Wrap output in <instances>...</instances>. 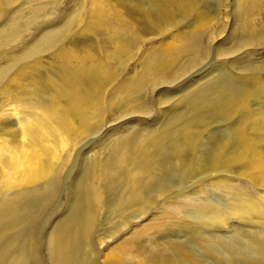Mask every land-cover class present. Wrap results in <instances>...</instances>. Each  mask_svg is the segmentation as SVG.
Instances as JSON below:
<instances>
[{
    "label": "bare ground",
    "instance_id": "6f19581e",
    "mask_svg": "<svg viewBox=\"0 0 264 264\" xmlns=\"http://www.w3.org/2000/svg\"><path fill=\"white\" fill-rule=\"evenodd\" d=\"M20 1L21 0H0V12L3 9V6H5L4 2H6L7 4L10 3V5L14 6ZM153 1L158 4V5L155 4L156 9L159 6L158 10L160 12L159 13L156 12V14L158 13L157 15H155V13L154 15H152V12H150L151 15L145 13L142 15L139 14L138 7L141 6H139V3L138 5L136 4L137 0H77L75 2L76 9L73 8V10L70 13H72V15L77 17L78 25L83 24V26H81L79 36L80 35L82 36L84 34L83 37L86 35L85 38L87 40L88 34L103 32L104 35L107 36V37L104 36L107 38L104 39V41L107 42V45L105 46L103 45L102 47H99L98 44L97 46L95 45V47H88L86 45H82V47H80L74 44L76 43L74 40V42L69 43V45L66 44V46L63 47V49L60 47L61 50L60 51L57 50L59 52L53 55L55 57V61L59 62L63 66L62 72L60 73L61 78L59 81L56 80L53 81L52 80L53 78L48 81H45L46 79H42L41 81L40 80L41 77L39 78V76H37V67H36V65L38 64L37 60L34 61V57L31 58V56L26 52L24 54H28V56L31 59H33L34 62L32 61L30 64L25 63L26 64L25 66L23 64V67L17 69L15 73H13L15 69L13 71L11 70L13 75L9 78V80H7V83L5 82L6 84L5 86H1L2 88L0 87L1 88L0 89V264H16V263L19 264V261L21 262V258L24 257L25 255V254L23 255V253H25L26 251L22 253L21 250L12 249V247H14L15 245L14 243L17 242L18 236L25 233L19 235L18 230L17 231H13V230L14 229L16 230L17 227L21 229L22 225H24L25 228L27 226L29 227L27 221L29 220L30 217L28 216V213H30L29 215H31L36 210V208H39V206L43 204L46 200L45 198H43L38 202H33L32 199L38 196L37 194H41L42 191L50 187L49 186L47 188L49 184L51 185V183L54 182V180L52 182L51 180L55 175H57L56 173L61 169L63 164H65L64 162H66V164L67 162H71L66 160H68L69 154L76 146V144L80 142L79 140L83 138L87 133L89 134L90 131L91 133L94 131H100L98 130L99 124L101 122V121L99 122L100 119L99 117H101L102 115L100 109H103L105 106L106 107L105 111L107 112V110H109L110 112L114 113V115H121V114L128 115L130 113L136 112V110L142 111L143 110L142 104L136 102V93L139 92L137 91V89L140 86H143V84L146 85L147 83H149V81H154L153 83H156V80L159 79L163 80L164 77L168 79L170 78L171 80V77H173L174 74H167L166 72L169 71L167 70V68L171 67L172 65H175L177 60H181V58L193 55L191 53L194 52H191V50L194 51V48L196 46L195 41L197 40L195 38L199 36L202 32H204L207 26L210 25L212 26V24H215L213 22H215V20L218 19L215 18L214 20L211 16L210 17L207 15L205 16L204 14L205 12L203 13L200 10V13H197L198 14L197 18H195V20L191 18L194 22H192L191 24L189 23L190 25L189 26L187 25L185 30H182V27L180 30L179 28L178 30H173L175 25L180 22L179 19L180 17H182V15H184L183 18L185 19L186 17L185 14H187V16H190V12H192L197 7V5H201V4L197 3L198 0H153ZM138 2L140 1L138 0ZM154 2L151 3L153 4ZM48 3H50V0H27L26 2L24 0L21 3V5L18 4L21 7L28 10V11L24 10L25 16L22 17L25 20V23H28L33 18L32 13L37 12L38 10L37 8H39V6L41 8L44 7L43 5L45 4L47 5ZM24 4H26V6H24ZM145 4L148 5L149 3L146 2ZM233 5L237 11V16L239 21V26H238L239 28L235 26L236 28H234V31L232 29L233 31L232 34L233 36L235 35V39L237 38V43L233 49H232L233 46L231 44V47L227 48L226 52L224 53L230 52L231 49L234 52L235 50L238 51L240 49V52L244 51L249 53L255 47V46L253 47L254 44H257L258 45L257 47H259L264 43V0H233ZM50 6L52 5L50 4L49 7ZM202 6L203 5H201V7ZM5 9L9 10L8 8ZM5 9L3 11H5ZM49 9L51 10V8ZM142 11L143 10H141L140 13ZM2 13L4 14L5 12ZM21 13H23V9L21 8L17 9L15 11L14 17L10 18L9 21L6 22L5 24L0 25V42L4 41V45L16 40L15 38L17 36V29H18L16 26V22H17L16 18L18 19L22 15ZM43 15L44 14H42V16ZM72 15L70 17H72ZM227 20L229 19L228 18L225 19V25H223V27H221L222 24L218 26V24L220 23L218 21L219 23H217V27H215L216 26L215 25L214 26L215 28L212 27L213 29H210L209 36L207 37L209 43H214L217 37L219 38L224 35L223 33L226 29L225 27L227 26L226 24ZM211 21L213 22L209 25ZM75 22L74 24L76 25ZM70 23L68 22L65 25H67L68 27ZM180 23L178 25H180ZM18 24L19 23H17V25ZM223 24H224V19H223ZM73 27L74 26L72 25V28ZM56 30L58 29L56 28ZM73 30L75 31L77 30V28H74ZM51 31L54 32V30ZM49 34L51 36V33ZM59 34L63 35V33L62 34L59 33ZM164 34H167L168 36L167 35L163 36L162 37L163 40L160 39L161 42H159L156 47L151 48L152 51L151 50L148 51L147 49L143 50L141 48V45L144 43L146 39L149 40L151 37H155V36L158 37L159 35L162 36ZM70 35L68 37H70ZM59 36L57 35V37ZM63 36L66 37V35ZM73 36H71V38H73ZM80 38L83 39L82 37ZM43 41L45 42V40ZM64 41H66V39ZM70 41L72 40L70 39ZM104 41L102 40V42ZM96 42L97 41H95V44ZM51 43L53 42L51 41ZM37 44L38 43H36V45ZM48 45H46V47ZM151 45L152 44H150V46ZM42 46L45 47V45L43 44ZM209 46L211 45L209 44ZM33 48L35 47L33 46ZM25 49L28 50V47H26ZM46 49H48V47ZM40 51L38 52L39 54L42 53L43 50ZM52 53L54 52L52 51ZM39 54L37 55V57L42 56L41 54H40L41 56ZM16 55L17 54H15L14 57H11V55L9 56L11 57L10 61L14 62L13 64L17 63L16 61H18L21 58V56H16ZM28 56L24 55L23 57L25 58H21V59L27 60L26 57ZM47 56H43V57H47ZM37 57L35 56V58ZM134 59H136L135 66L138 65V70L137 69L135 70V68H133V70L130 71V74L128 75V79H125V81L118 83V81L121 79V77H119L120 79L116 81L118 70L132 63ZM188 62H190V60ZM6 63H8V61ZM180 64L181 66L184 65L183 60L181 61ZM9 67L4 69H7L8 71ZM248 67L249 66H247V68ZM56 69H59V67ZM182 69L183 68H181V70ZM250 69H252V67H250ZM256 70L258 71V69ZM58 72H60V70ZM49 73L51 72L49 71ZM50 75H49L50 77L53 76L52 73ZM245 75L243 74V77ZM0 78H2L1 75ZM249 81L250 83H252L251 82L252 80ZM248 82L246 83L244 82L245 85L247 84L246 88L244 89L245 90L244 92L236 93L237 91H235L236 94L232 96L229 95L225 89L220 90L221 86L219 87L220 89L218 88L219 91L217 92L214 91L215 90L214 88L217 86L213 87L212 94L208 92L209 94H211L212 97H209V99L205 101V109H208L209 105H211L212 107L211 110L214 113H216V114L212 113V115L214 114L217 117H219L217 114L219 112L220 116H223L224 119L226 117L227 119L232 118L236 120V125H234L233 129H230L229 137L223 139L221 138L216 145L215 143L217 141H215L214 146L212 148L209 147L210 149H212L211 153H207V154H211V157L209 156L210 159H208V155H207V159L205 157L206 160L202 159V157L204 158L203 155L202 156L199 155L198 158L196 156V151L198 148L197 145L199 144L198 140L201 139V136L199 135L202 133V129L204 125L206 126L205 124L206 122L204 123V125H202L200 124L201 122L200 123L198 122L200 119L196 120V122L195 120L194 122L188 121L186 117L190 118L191 115L194 116L193 113L190 116L183 114L184 117L183 122H178L179 114L176 113L177 114L176 118L173 120L172 123H169L167 121L168 122L167 124H163V126H159V128L157 127L158 129H154L148 133H143L142 135H137L132 139L116 140L114 141V143L112 142L113 144L111 143L107 153L106 154L104 153L105 155L101 153L103 157H101L100 154L99 155L101 158L93 156L92 164L88 167L87 170H85V172H83V174H81V176L79 174L78 178H76L77 180L75 183L76 188L78 187L80 195H82L81 198L83 199V202L85 200V202H87L88 204L87 206L85 204L86 207H84L82 214L79 212L80 209L78 210V212L80 213V215H82V217H80L78 214L80 218H77L75 215L74 217H76L77 219L75 218L73 219V218H68L71 217L68 215L67 217L68 219H66V221L65 219L62 220L61 222L56 224V227L54 228L53 231L50 230L51 232L48 235L49 237L47 242L49 264H70L71 262H72L71 264H73L74 260L77 259L76 257H79L78 253H76L77 251L80 250V247L78 248V245L85 247L84 245L86 244L87 246L88 240L90 239V234H92L91 233L92 227L95 226V219L97 218L98 220L99 218L97 217V213L101 212L103 210V207L106 208L105 207L107 201L106 199L108 198L105 195H107L108 193H113L115 195V198L113 197L114 198L113 208L111 209L113 210L112 212L115 214L114 217L118 218L120 221L124 219V216L126 214H128L129 217L136 216L142 214L146 209V207H148V205L151 206L152 203L150 200L151 197L149 198L146 195V193L148 192V187L152 183L153 179L154 180L158 179L155 185V188H157L156 186L158 183L160 184V179L162 178L161 176L165 175V173L162 170V164L165 163L163 157L165 156L169 163V164L167 163L168 166L169 165L173 166L172 169L174 168V166H176L175 169H178L177 166L180 167V165H182V168H185L183 167V165L189 168L191 164L196 162L195 168L194 169L191 168L193 170L192 175H194L195 177L206 176L210 186L222 188L225 191V193L231 190L232 193L231 192L230 193L234 194L233 200H229L231 202L228 203L227 206L222 207V209H217L214 206H211L206 216L207 226L210 225L209 226L210 228L226 233V231L229 230L230 223L232 224V227H235V225L238 222H240L241 224L247 223L248 225H252L253 231H250L249 229V231H246V233H244L241 237H239L241 242L237 241V238L235 239V242L237 241L239 242V244H237L238 247L234 249V252L236 253L242 251L241 250L242 248L243 250L244 249L250 250L252 255H250V252L248 251L249 252L247 253L248 256L245 255L243 256L242 254L243 251H242L241 253H239V255L235 253V255L237 256L236 257L234 256L235 258L232 261L231 258L228 260V262L226 263L224 262V263L225 264H264V101L262 102V98L264 100V79L258 81L255 80V82H253V85L248 84ZM239 85H241V83ZM152 87H157V86H152ZM152 87H150V90ZM110 88H112L111 95L108 98V100H106L104 99V96L105 94H108L106 92H108V89ZM49 89L50 92H53V96L51 93L50 97H46L47 94L48 96L50 94ZM140 92H142V90H140ZM140 94L141 93H139V95ZM44 99H46L47 101H44ZM161 100H159L160 106L166 105L165 104L166 101L165 100L161 101ZM197 100L199 101V99ZM255 100L257 101L256 103L254 102ZM189 104H191L192 106L195 105L194 103L193 104L188 103V105ZM183 105L185 106V104ZM176 106L177 104L175 105L173 104V107L176 108ZM191 109L192 108H190V110ZM183 112H185V110ZM112 113L110 114L113 116ZM198 116H200L199 113ZM203 117L205 116L201 117L202 122L206 118H208L205 117L204 119ZM217 117L215 118L217 119ZM4 118L6 119L10 118L11 120L13 119L14 121H16L17 124L15 126L16 128L14 127V129L16 130H13V128L11 129L8 126L7 122H5L6 124L5 125L3 123ZM222 118L221 117L219 118L221 119L220 123L224 121ZM223 125L225 124L223 123ZM12 126H14V124ZM214 132L215 129L213 130V133ZM96 133L93 134L95 135ZM85 138L86 137H84V139ZM87 138H89L88 135ZM210 139L208 141H210ZM82 140L83 139H81V143H83ZM203 142L206 144V141L203 140ZM204 147L206 146L204 145ZM201 148L203 149L202 144H201ZM204 149L206 151V148ZM209 151L210 150L206 152ZM190 167H192V165ZM175 169H173V171ZM191 169H187V171ZM184 171L185 170L183 169L182 172ZM187 171H185V173ZM181 174L184 175L183 173ZM233 177H237L238 179L241 180L243 179V181L246 182L245 187L235 190L236 186L235 184H233L235 178L233 179ZM56 179L58 178L56 177ZM247 185L255 186L258 188V191L256 192L255 195L253 196L251 195V190L246 187ZM165 186L156 193L159 196V198L160 197L162 198V196L168 193V192L165 193L164 191ZM166 187L168 188V186ZM38 197L41 196L39 195ZM73 199L75 200V198ZM109 202H107V204ZM70 204L72 209L73 205L72 203ZM71 215L73 216L74 214L72 213ZM63 217L65 218L66 216ZM30 220L32 219L30 218ZM76 220H78V222ZM150 222L151 221H148V223ZM149 228L151 229V227ZM202 228L205 227L203 226ZM32 232L30 231L31 234ZM145 232L148 233V231ZM147 233L145 234L148 235ZM75 237H77V239L78 237L82 238L81 240L83 242L79 239L80 240L79 244H76ZM19 238H23V237H19ZM28 238H27V242H30L28 241L29 240ZM219 238L220 237L214 236L213 239H203V238L200 239L197 238L196 236L194 241L196 244L198 243V245H202L204 243L203 241L211 245V243L214 242L213 240H217ZM18 242H20V240ZM113 243L115 244V242ZM133 243L134 242H132L131 244ZM131 244L129 242L119 243L116 246H112L111 244L110 247H107V249L104 250L103 253H101L102 257L99 261L100 264H202L201 259L198 256H195L192 251L181 248L175 245V243H169L170 245H173V247H171L172 251L171 252L169 251L171 255L168 254V256L165 255L164 253L165 252L164 248L166 246L164 247L163 245L165 244L162 242H157L155 244L153 243L154 250L152 248L151 250L153 251L151 252H148L147 250L148 248L145 250L139 249L137 250L138 252L137 251L134 252L133 251L134 249L132 248ZM210 245L208 246L206 245L205 247H202L201 250L205 248V250L202 251H206L203 253L207 260L217 261V256H219L218 255L219 252L216 250V252H218L216 253L214 251L215 249L212 250L211 248L212 246L210 247ZM16 247L20 248L21 246L19 247V243H18ZM23 250L25 249L23 248ZM33 252H36V250H34ZM241 254L242 257L240 258ZM204 255L201 254V256ZM72 259L74 260L72 261ZM86 260L87 259H85L84 261ZM221 260L223 259L221 258ZM224 263L222 261L220 263L215 262L214 264H224Z\"/></svg>",
    "mask_w": 264,
    "mask_h": 264
},
{
    "label": "rangeland",
    "instance_id": "374dc122",
    "mask_svg": "<svg viewBox=\"0 0 264 264\" xmlns=\"http://www.w3.org/2000/svg\"><path fill=\"white\" fill-rule=\"evenodd\" d=\"M23 1L24 0H21L19 3L15 4L17 6H15V5L13 6V5H10V3L7 4L6 2H4L5 6H3V9L0 12V25H2V24H5L6 22H8L10 18L15 16V11L17 9H20V8L23 9V13H21L22 15L19 17L20 19L16 18V21H17L16 26L18 29H17V36L15 39L17 41L14 39L15 41H12V42L7 43L5 45H4V41L0 42L1 43L0 44V50L2 49L0 51V53H1L0 54V56H1L0 57V73H1L0 75L2 77V78H0L1 79L0 80V87L5 86L6 85L5 82L7 83V80H9V78L13 75V73H15L17 71V69L22 68L23 64H24V66L28 63L30 64L33 61V59H31L33 57H34V61L37 60V62H38V64L36 65L37 76H39V78L41 77L40 78L41 81H42V79H46L45 81H48L52 78H53L52 79L53 81H55V80L59 81L61 78L60 73L62 72L63 66L59 62L55 61V57L53 55L55 53L59 52L61 50V48L63 49V47H65L66 44L69 45V43L74 42V40L76 42L74 44L76 46H80V47H82V45H86L88 47H95V45L97 46V44L99 45V47H102L103 45L104 46L107 45V42L104 41V39H107L106 38L107 36L104 35L103 32L88 34L87 40L85 38L86 35L84 37H83L84 34L82 36L81 35L79 36L80 29H81V26H83V24L78 25L77 17L72 15V13H70L73 10V8L76 9L75 8V2L77 0H57V1L56 0H50V3H48L47 5L46 4L43 5L44 7L40 8V6H39V8L41 10L39 8H37L38 9L37 12L32 13L33 18L28 22L29 25H28V23H25V20L22 18L25 16L24 10H27V9L20 6ZM26 1L27 0H25V2ZM139 1L140 2H138V0H137V2H136L137 5L139 3V6H141V7H138L139 8V11H138L139 14L142 15L145 13V14L151 15L150 12H152V15H154V13H155V15H157L160 12L158 10L159 6L156 9L155 4H157V3L154 2L153 0L152 1L149 0L150 2L148 0H142V2H141V0H139ZM143 2H144V4L146 2L149 4L144 5ZM151 2H154V3L152 4ZM197 3L201 4L203 6L201 7V5H197V7L199 9L196 7L194 9L195 11L193 10L192 12H190V16H187V14H185V16L188 18L185 17V19H184L183 18L184 15H182V17H180L181 20L179 19V21L181 23L178 21L180 23V25H178L179 23H177L175 25V27L173 28V30H178V28L180 30L181 27H182V30H185L186 26L187 25L189 26L192 22H194L193 20H195V18H197V15H198L197 13H200V10L203 13L205 12L204 13L205 16L206 15L209 17L211 16L214 20H215V18H218L217 20H215V22H213L214 21L213 20L209 23V25L212 22L215 24H212V26L211 25L207 26L206 29L204 30V32H202L199 36H197L195 38L197 40V41H195L196 46L194 48V51L191 50V52H194V53H191L193 55L181 58V60H177L175 65H172L171 67L167 68V70L170 71V72L167 71L166 72L167 74H174V76L171 77V80H170V78L168 79V78L164 77L163 80H160V79L156 80V83H153L154 81H149V83H147L148 85L143 84V86H140L137 89V91H139V92L136 93V102L142 104V106H143L142 111L136 110V112L130 113L128 115L127 114L114 115V113L110 112L109 110H107V112H108V114H107V112L105 111L106 110L105 106L103 109H100V112L102 114L101 117H99L100 118L99 122L101 121L100 122L101 125L99 124L98 130H100V131H94L92 133L90 131L89 134L87 133L84 136V137H86L85 139H84V137L81 138V139H83L82 140L83 143H81V139H80L79 140L80 142H78L79 144L78 143L76 144V146L73 148V150L69 154L68 160H66V161H71L72 163L67 162V164H66V162H64L65 164H63L61 169L56 173L57 175L54 176L55 179L53 177V179L51 180V182L53 180H54V182H52L51 185L49 184L47 186V188L49 186L51 187V188L50 187L48 188L50 190L45 189L44 191H42L41 194H37L38 196L40 195L41 197L36 196V197H34V199H32L33 202H38L41 199L45 198L46 203L44 202L43 204H41L42 206L40 205L39 208H36V210L31 215H29L30 213H28V216L32 219V220H30V218H29V220L27 221L29 227L27 226L25 228L24 225H22L21 229H19L17 227L16 230L15 229L13 230V231L18 230L19 235L22 233H25V234L18 236L17 242L14 243L15 244L14 247H16L18 245V243H19V247L20 246L21 247L23 246V247L22 248L21 247L20 248L12 247V249L21 250L22 253L25 251L27 252V253L26 252L23 253V255L24 254L25 255H24V257L21 258V262L19 261V264H27V263L31 264L32 262H33L32 264H49L47 242H48V237H49L48 235L51 232L50 230L53 231L54 228L56 227V224L61 222L64 219L66 221V219H68V218L77 219V218L82 217V215H80V213L81 214L83 213L84 207H86L88 204L87 202H85V200L83 202V199L81 198L82 195H80L78 187L76 188V184H75L76 180H77L76 178H78L79 174L81 176V174H83V172H85V170H87L88 167L92 164L93 156H96L98 158L103 157V155H105L107 153L112 142L114 143V141L122 140V139H125V140L126 139H132L137 135H142L143 133H148L154 129H158L159 126H163V124H167L168 122L172 123L173 120L176 118V115H177L176 113L179 114L178 115V122L184 121L183 114L190 116L192 113L194 114V116L191 115L190 118L186 117L188 121L194 122V120H195V122H196V120L200 119L198 122L199 123L201 122L200 124H202V125H204V123L206 122L205 123L206 126L204 125V127L202 129V133L199 135V136H201V139L198 140L199 146L197 145L198 148L196 151L197 158L199 155H201V156L203 155L204 158L202 157V159L206 160L207 155H208V159H210L209 156L211 157V154H207V153H211L212 149H210V148H212L214 146L215 141H217L215 143V145H216L218 143V141H220L221 138L223 139V138L229 137L230 129H233L234 125H236V120L232 119V118H229L230 119L229 120L226 117L224 119L223 116H220L219 112L217 113L219 117H217L216 115H214L216 113H214L211 110V108H212L211 105H209V108H208L210 111L208 109H205V101L207 99H209V97H212L211 94H212V90H213L214 86H217L214 88L215 92L219 91V89L221 88L220 90L225 89L228 92V94L232 96V95H235L236 93H239V92L242 93L245 91L244 89L246 88L247 84L245 85L244 82L246 83L249 80H252L251 81L252 83H250V81H249L248 84L253 85V82H255V80L256 81L261 80V79L263 80L264 79V58H262V57H264V43L259 47H257L258 46L257 44H254L253 47L254 46L255 47L249 53L241 51L243 53L242 54L240 52V49L238 50L239 52L237 50H235V52L232 51V49L235 47V45L237 43V38L235 39V35L233 36L232 32L234 31V28H236V27L239 28L238 27L239 21H238L237 11L233 5V0H198ZM18 4H20V5H18ZM50 4L52 6L49 7ZM9 5H10V7H9ZM152 5H154V6H152ZM225 5H226V7H225ZM11 6H13V7H11ZM24 6H26V4H24ZM45 7H48V8H45ZM142 7H143V9H142ZM148 7H149V9H148ZM154 7H155V9H154ZM5 8H8L9 10H7ZM49 8H51V10ZM4 9H5V11H3ZM144 9H145V12H144ZM141 10H143L142 11L143 13L142 12L140 13ZM148 10H150V11H148ZM10 11H11V14H10ZM2 12H5V13L3 14ZM156 12H158V13L156 14ZM193 12H194V14H193ZM225 12H226V14H225ZM8 13H9V15H8ZM40 13H42L44 15L42 16V14H40ZM212 14H213V16H212ZM218 14L220 17L218 16ZM71 15H72V17H70ZM73 17H75V18H73ZM227 18L229 20H227V23H226L227 26L225 27L226 29L223 33L224 35L222 37H219V38L217 37V39L214 43H209L207 37L209 36L210 29H213L212 27H214L215 25H216L215 27H217V23H219V22L220 23L218 24V26L220 24H222L221 27H223V25H225V19H227ZM223 19H224V24H223ZM70 21H71V23H70ZM228 21H230V22H228ZM68 22L70 23V25H68V27H67V25H65V24ZM74 22L78 26H76L74 24ZM17 23H19V24L17 25ZM72 25L74 26L73 28H72ZM59 26H61V27H59ZM21 28H23V29H21ZM56 28L59 31L56 30ZM74 28H77V30H75L76 32L73 30ZM70 29H71V31H70ZM232 29H233V31H232ZM51 30H54V32ZM46 31L48 32V34ZM49 33H51V36L53 38L50 36ZM53 33H55V34H53ZM59 33H61V34L63 33V35H66V37H64L63 35H60ZM67 33H69V34H67ZM57 35L58 36L60 35L61 37L60 36L57 37ZM69 35H70V37H68ZM99 35H100V37H99ZM166 35L167 34H164L162 36L159 35L158 37L157 36L151 37L149 40L146 39L144 41V43L141 45V48L143 50L147 49L148 51L149 50L152 51L151 48L156 47L157 44L159 42H161V40H163L162 37L166 36ZM71 36H73V38H71ZM102 36H103V39H102ZM104 36H106V37H104ZM37 37L38 38L40 37V38L38 39ZM80 37H82L83 39H81ZM200 37H201V39H200ZM97 38L98 39L101 38V39L98 40ZM48 39H49V41L51 40L53 43H51V41L49 42ZM62 39H63V41H62ZM65 39H66V41H64ZM70 39L72 41H70ZM43 40H45V42ZM67 40H68V43H67ZM102 40L104 42H102ZM95 41H97L96 44H95ZM33 42L35 45L33 44ZM35 42L38 44L36 45ZM98 42L102 43V44H99ZM18 43H20V44H18ZM39 43L41 44V46ZM42 44L45 45V47H46V45L50 44L47 47H48V49L50 48L51 50L46 49L47 47L45 48L44 46H42ZM150 44H152V45L150 46ZM209 44L211 46H209ZM231 44L233 46L232 49L230 50L231 53L230 52L224 53V52H226L227 48L231 47ZM5 46H6V48H5ZM25 46L28 47V50L25 49L26 48ZM33 46L35 48H33ZM36 46H37V48H36ZM56 46H58V47H56ZM12 47H13V49H12ZM206 47H208L209 49ZM22 48H24L25 50ZM29 48H31V49H29ZM38 49H39V51L43 50L42 53H40L42 56L38 53L39 52ZM45 49L47 52L45 51ZM57 50H59V51H57ZM9 51H11V52H9ZM36 51H38V52H36ZM44 51L46 52V55H45ZM52 51L54 53H52ZM26 52L31 56V58L28 56V54H24ZM35 53H37V54H35ZM244 53L247 57L244 55ZM15 54H17L16 56H21V58H25V57H23L24 55L28 56V57H26L27 60L26 59L23 60L20 58L18 61H16L17 63H15L16 64L15 65V64H13L14 62L10 61V58L14 57ZM38 54L41 57H39V56L37 57ZM236 54H237V56H236ZM10 55H11V57H9ZM240 55H241V57H240ZM35 56L38 59L35 58ZM43 56H47V57H43ZM225 57H227V58H225ZM239 57H240V59H239ZM242 57H244V58H242ZM191 58H193V59H191ZM28 59L30 62L28 61ZM43 59L45 60V62ZM46 59L47 60L49 59L48 62ZM136 59H134L132 63H130L127 66H124L118 70V74H119V72H120V74H119V76L117 74L118 78L116 77V81L118 79H120L119 77H121V79L118 81V83L125 81V79H128V75L130 74V71L133 70V68H135V70L136 69L138 70V65L135 66L136 65L135 64ZM188 59L190 60V62H188L189 61ZM1 60H2V62H1ZM182 60L184 62V65H186V66H184V65L181 66L180 63ZM235 60H236V62H235ZM7 61L9 64L6 63ZM55 62H57V63H55ZM12 64H13V66H12ZM47 64H48V66H47ZM58 64L61 66H59ZM44 65H45V68L46 67L48 68L49 66L50 67L48 69L47 68L45 69ZM7 66L8 67L10 66L8 71H7V69H4V68H8ZM17 66H18V68H17ZM179 66H180V68H179ZM247 66H249V67L247 68ZM58 67H59V69H56ZM245 67H246L247 71H246ZM250 67H252V69L254 71L252 69H250ZM181 68H183L182 70H184V71H182ZM126 69H127V71H126ZM178 69L182 72H180ZM256 69H258V71ZM4 70H6V71H4ZM11 70L12 71L14 70L13 73ZM59 70H60V72H58ZM49 71L52 73V75H53L52 77H50L51 73H49ZM2 72L4 73V76H3ZM5 72L6 73L8 72L7 73L8 75ZM257 72H259V73H257ZM46 73H47V75H46ZM238 73H239V75H238ZM122 74H123V76H122ZM177 74H179V75H177ZM243 74L244 75L247 74V75H245L247 77V79L245 76L243 77ZM253 75L254 76L256 75V76L254 77ZM237 77H238V79H237ZM256 77H258V78H256ZM175 78H178V79H175ZM242 80H244V81H242ZM240 83H241V85H239ZM117 84H115V85H117ZM150 84H152V85H150ZM226 84H227V87H229V88L226 87ZM152 86H157V87H152ZM224 86H225V88H224ZM150 87H152L154 89L151 88V90H150ZM141 88H143V89H141ZM111 89L112 88L108 89V92H106L108 94H105L104 99L108 100V98L111 95V91H112ZM140 90H142V92H140ZM233 90H234V92H233ZM235 91H237V92L235 93ZM208 92L211 94H209ZM49 93H50L49 96H48V94H47V96L45 94L44 95L46 97H50V95L52 93V96H53V92H50V89H49ZM139 93H141L142 95L141 94L139 95ZM195 97H196V99H195ZM158 99L159 100H161V99L165 100L166 105L160 106V104H159L160 101ZM197 99H199V101ZM106 100H105V102H106ZM44 101H47V100L44 99ZM167 101H169V102H167ZM263 101L264 100L262 98V102ZM201 102H203L204 104ZM254 102L256 103L257 101L255 100ZM188 103H192V104L194 103L195 105H193V106L191 104L188 105ZM173 104L174 105L177 104L176 108L173 107ZM183 104H185L186 107ZM200 104H201V106H200ZM187 105L189 106V108ZM190 108H192V109L190 110ZM184 110H185V112H183ZM188 111H189V113H188ZM109 112L112 113L113 116ZM105 113L107 116L105 115ZM198 113L201 117L205 116L208 118L205 119V117H203L205 120L203 119L204 121L202 122V120H201L202 118L200 116H198ZM204 113H205V115H204ZM212 113H214L213 114L214 116L212 115ZM104 115L106 118L104 117ZM197 116H198V118H197ZM215 117H217V119ZM220 117L221 118L223 117L222 119L224 120V121L222 120L223 122H221V123H220L221 119H219ZM103 118H104V120H103ZM111 118H113V119H111ZM179 118H180V120H179ZM181 119H182V121H181ZM213 120H214V122H213ZM11 121H13V122H11ZM113 121H114V123H113ZM207 121H208V123H207ZM5 122H7L8 126L11 129L13 128V130H16V129H14V127L17 125L16 121H14L13 119L11 120L10 118L9 119L4 118L3 123L5 124ZM228 122H229V124H228ZM223 123L225 125H223ZM13 124H14V126H12ZM214 129H215V132L213 133ZM96 132H98V133H96ZM93 133H96V134L94 135ZM87 135L89 138H87ZM210 137H211V139H210ZM213 138H215V139H213ZM209 139H210V141L212 140L211 141L212 144L210 141H208ZM203 140L206 141V144L203 142ZM80 143H81V145H80ZM201 144L203 145V149L201 148ZM204 145L206 147H204ZM210 145H212V146H210ZM78 148H80V149H78ZM204 148H206V151H208V150H210V151L206 152ZM207 148H208V150H207ZM77 149H78V152H77ZM201 150H202V152H201ZM73 151H74V153H73ZM76 154H77V156H76ZM99 154L101 155V157ZM205 157H206V159H205ZM163 158L165 160L164 161L165 163L162 164V170L165 173V175L161 176L162 178L160 179V184L159 183L157 184V186H156L157 188H155V185H156V182L158 181V179H156V180L153 179L152 183L150 184L151 186L149 185V187H148V192L150 194L148 192L146 193V195L149 198L151 197L150 198V200L152 202L151 206L148 205L149 208L148 207H146V209L144 208L145 209L144 212L142 214H139L136 216H130L129 217V215L126 214L124 216V219L122 221H120L118 218L114 217L115 214L112 212L113 210L111 209V208H113L115 195L113 193H108L107 195H105L108 198V199H106L107 200L106 205H105L106 208L103 207V210L101 212L97 213V217H99V218H98V220H97V218L95 219V226L92 227V232H91L92 234H90V239L88 240L87 246H86V244L84 245L85 247L78 245V248L80 247V250L77 252L75 251V252L78 253V256L80 258L76 257L77 258V259H75L76 262L74 259H72V261L74 260L73 264H87V263L88 264H92V263L93 264H100L99 261L102 257L101 253H103L104 250L107 249V247H110L111 244H112V246H116L117 244L123 243V242H129L130 244L132 242H134L133 244H131L132 248L134 249V250L133 249L132 250L134 252L139 250V249L145 250L147 248H148L147 249L148 252H151L154 250V244L155 243L162 242L165 244L163 246L164 247L166 246L165 247L166 249L164 248V251H165L164 253L167 256H168V254L171 255L170 254V252L172 251L171 247H173V245H170L169 243H175V245H177L181 248L188 249V250L192 251L195 256H198L201 259L202 264H214L215 262L220 263L222 261H223V263L224 262L226 263L231 258H232L231 259V261H232L242 251H243L242 252L243 256L244 255L248 256L247 253H249V252H250V255H252L250 250H246V249L243 250V248L241 249L242 251H240V252H237V253L234 252V249L238 247L237 244H239V242H237V241H240L239 237H241L244 233H246V231H249V229H250V231H253L252 225H248L247 223H242L244 225L243 226L240 222H238L236 225L234 224L235 227H232V224L230 223L229 224V230L226 231V233H223L219 230L217 231L215 229H212L209 227L210 225L207 226L206 216H207V213L209 212L211 206H214L217 209H222V207L227 206V204L231 202L229 200H233V198H234L233 197L234 194H231L232 193L231 190H229V191L226 190L227 192L225 193V191L222 188L210 186L208 181H207L206 176L195 177L194 175H192V171H193L192 169L195 168L196 162H194L195 164L194 163L191 164L192 167H190L191 166L190 165L189 168L186 167L185 165H183V167H185V168H182V165H180V167L177 166L178 169H175L176 166H174L173 169H175V170L173 171V169H172L173 166L172 165H169L170 167L168 166L169 163H168L166 156ZM165 166H168V167H165ZM65 168H66V170H65ZM181 169H182V171H183V169L185 171H187V169H191V170L187 171L189 173H187V172L185 173V171L182 172ZM170 170H172V171H170ZM176 170H177V173L179 171L178 174L176 173ZM173 172H175V173H173ZM181 173H183L184 175H182ZM179 174H181L182 176ZM56 177L60 180L56 179ZM234 178H235V180H234L233 184H235V186H236L235 190L245 187L246 182L243 181V179L241 180V179H238L237 177H233V179ZM53 183H54V185H53ZM56 185H57V187H56ZM165 185L168 186V188ZM164 186H165V190H164L165 193L166 192H168V193H166V195L162 196V198L161 197L159 198V196L156 193L161 188H163ZM246 187L251 190L252 196L255 195L256 192L258 191V188L255 186H248L247 185ZM47 192H49V193H47ZM43 194L45 197L43 196ZM71 195H73L74 197ZM77 195H78V197H77ZM108 195H109V197H108ZM110 195L112 198L110 197ZM73 198H75V200ZM32 201H30V202H32ZM69 202L72 203V205L74 206V207L72 206V209H71V204ZM81 202H83V203H81ZM107 202H109V203L107 204ZM82 204H83V206H82ZM85 204H86V206H85ZM76 209H77V211H76ZM107 209H109V210H107ZM70 210L73 212H71ZM78 210L80 213L78 212ZM72 213L74 214L73 216L71 215ZM78 214L80 217L78 216ZM68 215L71 217H68ZM75 215L77 218L74 217ZM38 216H39V218H38ZM63 216H66V217L64 218ZM157 217H158V219H157ZM115 219H116V221H115ZM76 221L78 222V220H76ZM148 221H151L150 222L151 224L148 223ZM30 223H31V225H30ZM98 223H100V224H98ZM148 224H150V225H148ZM113 226H114V228H113ZM203 226L205 228H202ZM149 227H151V229ZM75 228H76V225H75ZM30 231L31 232L33 231L32 234L30 233ZM145 231H148V233ZM144 232L147 233L148 235H146ZM29 233H30V235H29ZM213 234H215V235H213ZM31 235H33V236H31ZM218 235H220V236H218ZM25 236H27V237H25ZM115 236H116V238H115ZM196 236H197V238H200V239H202V238L203 239H213L214 236L220 237L221 239L219 238L217 240H213L214 241L213 243L210 242L211 245L205 241H203L204 243L202 245H198V243L196 244L194 241ZM19 237H23V238L25 237V238L23 239V238H19ZM27 238L29 239L28 241H30V242H27ZM99 238H101V239H99ZM236 238H237V241L235 242ZM18 239L20 240L21 243L18 242L19 241ZM79 239L81 240L82 238L78 237V239H77V237H75V243L76 244H79V242H80ZM83 240H84V238H83ZM113 242H115V244ZM89 243H91V244H89ZM21 244H23V245H21ZM206 245L207 246L210 245V247L212 246L211 247L212 250L215 249L214 250L215 252H216V250L219 252V253L216 252L219 255V256H217V261H211V260H207L205 258V255L203 252H206V251H202V250H205V248L202 250H201V248L205 247ZM227 245L230 247H228ZM23 248L25 250H23ZM78 248H77V250H78ZM152 248H153V250H151ZM28 250H30V251H28ZM34 250H36V252H33ZM222 250L225 252H223ZM221 251H222V253H221ZM227 251L231 252V253H228ZM245 251H247V252H245ZM72 252H74V251H72ZM83 253H84V255H83ZM226 253L228 254V256ZM235 253L237 255H235ZM36 254H37V256H36ZM201 254L204 256H201ZM242 254L240 255V258L242 257ZM253 254H255V253H253ZM75 255H77V254H75ZM221 255H222V257H221ZM218 257H219V260H218ZM221 258L223 260H221ZM28 259H29V261H28ZM35 259L38 261V263ZM83 259L84 260L87 259V260L84 261ZM96 259L98 260V262ZM31 260H33V261H31Z\"/></svg>",
    "mask_w": 264,
    "mask_h": 264
}]
</instances>
